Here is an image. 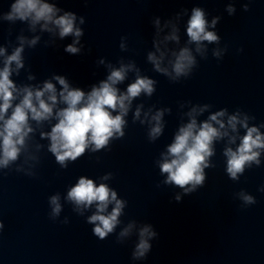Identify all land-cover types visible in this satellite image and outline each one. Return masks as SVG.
Here are the masks:
<instances>
[{"label": "clouds", "instance_id": "obj_1", "mask_svg": "<svg viewBox=\"0 0 264 264\" xmlns=\"http://www.w3.org/2000/svg\"><path fill=\"white\" fill-rule=\"evenodd\" d=\"M249 3L242 5L244 11H249ZM61 11L62 9L56 3H48L45 0H14L10 4L9 11L0 13V21H6L10 25H14L17 21L27 23L28 30L31 32H36L37 25H39L42 32L55 34L58 31L60 39L73 36V42L68 44L64 50L72 55L79 54L82 45L80 47L77 45H80V38L84 35V31L77 26L78 18L74 12L63 11L62 15H58ZM226 11L229 16L234 15L236 12L234 4L228 3ZM206 16V11L202 7L192 8L186 29L188 43L195 44V51L202 59H207V45H216L217 47L212 50V55L220 60L227 52V46L221 48V37L216 31L208 29H215L221 17L215 16L209 23ZM159 23L157 19V26ZM79 24H85L83 16L79 17ZM177 32V27L173 25L171 34L165 36L160 43L166 41L178 43ZM9 35H11V28ZM17 40L19 46L14 47L10 55L7 54L6 47H0V57H3V67H0V169H8L12 162L17 161L22 152H27L29 134L34 131L30 121H35L39 125L53 118L56 120L51 131L42 132L41 138L50 140L48 151L53 154L60 167L66 169L67 161H77L85 155L86 150L90 149L95 153L106 149L113 139L123 138L127 125L125 117L130 111L133 100L140 97L141 93L151 97L155 92L156 81L140 75V70L133 62L121 63L118 68L109 64L107 67L110 72L107 78L101 80L98 86L93 85L91 91L88 92L79 87H70L68 80L62 75L53 77L60 85L59 91L52 80H45L42 87L17 86L11 77L14 74L19 76L20 70L25 68L23 56L25 45L33 48L40 40V36L28 39L24 35H19ZM120 47L123 49L124 45L121 44ZM156 51L159 52V56L149 52L148 61L154 66L155 72L173 80L189 76L193 68L198 65L191 49L185 46L178 52H171L174 59L168 62L171 66L170 72L168 67L161 66L166 52L161 51L159 43L156 45ZM237 51L242 52L243 49L240 48ZM99 63L103 64L104 60H100ZM130 71L137 73L136 78L134 82L128 84L126 91H121L118 85L126 80ZM28 79L33 80L35 77L29 75ZM58 104L64 106L58 108ZM142 107L143 105H140L136 108L133 123L140 120ZM206 107L207 105L199 109L192 108L187 114L190 117L189 122L179 127L173 142L167 146V151L161 154L162 162L159 164V169L161 175L166 174L163 184L176 186L182 189L184 194H191L204 186L205 169L215 167L209 162V158L215 154L214 142L228 137L229 144H234L236 136H230L228 129L237 132V125L246 130L245 134L240 137V143L235 150L232 147H226L223 152L227 157L226 172L229 179L238 182L246 167L250 169L253 164L257 167L261 164L264 133H261L257 126H249V116L245 114L241 119L240 112L230 115L226 126L222 119L226 115V110H221L198 124L195 115L198 112L203 113ZM165 111H170V109L157 111L148 121L151 124L148 132L149 141H155L162 135L164 129L162 118ZM148 115L147 112L144 113L146 119ZM140 123H145V120H140ZM20 170V168L16 169V171ZM111 175L109 173L102 179L107 180ZM258 191L264 192V185ZM238 195L242 201L241 207L256 203L255 197L244 190H241ZM65 199L74 206L73 211L79 215H83L85 209L95 205V212L87 217L86 222L94 225L92 232L100 240L114 233L121 223L119 217L126 204V201L117 198V192L108 184L97 185L93 179L85 176L79 177L77 183L69 188ZM175 199L180 201L181 196L177 194ZM48 204L51 209L49 218L55 221L62 211L60 195L50 196ZM109 205H113L110 212L108 211ZM68 222L67 218L61 221L63 224ZM133 226L130 223L119 232L118 243H121V237L129 234ZM3 227V222L0 221V230ZM156 236L157 233L153 231L151 225L141 227L139 242L135 246L132 258L146 259L152 248L149 241Z\"/></svg>", "mask_w": 264, "mask_h": 264}]
</instances>
